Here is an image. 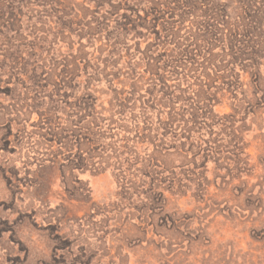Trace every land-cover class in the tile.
<instances>
[{"label":"rangeland","instance_id":"rangeland-1","mask_svg":"<svg viewBox=\"0 0 264 264\" xmlns=\"http://www.w3.org/2000/svg\"><path fill=\"white\" fill-rule=\"evenodd\" d=\"M0 264H264V0H0Z\"/></svg>","mask_w":264,"mask_h":264},{"label":"trees","instance_id":"trees-1","mask_svg":"<svg viewBox=\"0 0 264 264\" xmlns=\"http://www.w3.org/2000/svg\"><path fill=\"white\" fill-rule=\"evenodd\" d=\"M175 36H177L178 41H179L180 36L177 35V34H173V36H171L172 40L174 39ZM156 38H159V36L157 35ZM176 51H177V58H176L177 59V63H179L181 66H182V63H188V64L194 66L193 63L195 61V58H196V60H198L197 63H199V66H200V63L203 62L205 59H207L208 58V55H209L208 53H205V55H203L202 52L200 53L201 55H199V54L197 55L196 51H193L194 54L190 53L189 51H187V52L185 51L184 52L182 49H180V47L177 48ZM200 56H202L203 58H201ZM161 60H162V56H161V59L158 58L156 61L159 64L161 62ZM155 66L158 69H162L163 72H166V71H164V68L165 67L160 68L158 65H155ZM170 70L171 71H169L168 74L169 75L171 74V78L174 77L176 79V77L178 75H180V74H176V72L173 71L172 66L170 67ZM198 71H199V69H194L192 71V74H193L192 77H194L197 74ZM217 72L218 71H216L215 74ZM200 78L205 83L207 81H209V75L206 73L205 69H203V73L200 76ZM205 85L206 84H203V82H201V85H198L200 87V89L202 90L203 93H206V91L204 90V88H207V89L209 88V86L204 87ZM87 107H88V105L86 106V108ZM195 110H199V109L196 108ZM181 115L182 114H180V116ZM162 116H163V114H158V119L160 118V122H162L163 119L166 120V118H167L168 115H166V118H162ZM90 118L92 120L96 121V119L94 118L93 113L91 111L87 112L86 109H85L84 116L80 119V114H79V119L80 120L77 118V120L74 123H72L73 129L70 131V157H72V155H74V150H76V152L80 154V155H78V158H80V159L82 157H84V154L85 153H88L89 154V153H91V151H93L92 150L93 147L87 149V151H85V152L83 151L84 146H87V144H89V142L92 140L90 138V135L92 134V132H91L92 128L90 127L91 125L89 124ZM121 118H123V117L121 116ZM90 123L93 124L92 122H90ZM88 124H89V127H86ZM99 126H100V124H98V127ZM93 128H97V127L93 126ZM145 129H146V127H145ZM150 131H152V130H150ZM96 133L99 134L100 136H104V139H108V137L106 136V134H103L102 135V132L99 129H97ZM151 134H152V132H151ZM102 140L103 139L101 138V141ZM75 156H77V155H75Z\"/></svg>","mask_w":264,"mask_h":264}]
</instances>
